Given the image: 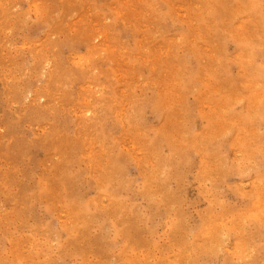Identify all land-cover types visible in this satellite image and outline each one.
I'll return each mask as SVG.
<instances>
[{"label": "rangeland", "instance_id": "1", "mask_svg": "<svg viewBox=\"0 0 264 264\" xmlns=\"http://www.w3.org/2000/svg\"><path fill=\"white\" fill-rule=\"evenodd\" d=\"M0 264H264V0H0Z\"/></svg>", "mask_w": 264, "mask_h": 264}, {"label": "bare ground", "instance_id": "2", "mask_svg": "<svg viewBox=\"0 0 264 264\" xmlns=\"http://www.w3.org/2000/svg\"><path fill=\"white\" fill-rule=\"evenodd\" d=\"M3 9V8H2ZM182 19V18H181ZM165 28V27H164Z\"/></svg>", "mask_w": 264, "mask_h": 264}]
</instances>
